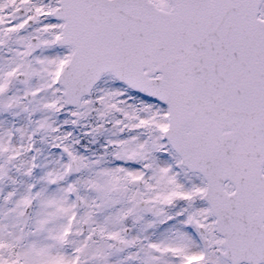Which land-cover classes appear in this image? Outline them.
Segmentation results:
<instances>
[{
	"label": "snow or ice",
	"instance_id": "obj_1",
	"mask_svg": "<svg viewBox=\"0 0 264 264\" xmlns=\"http://www.w3.org/2000/svg\"><path fill=\"white\" fill-rule=\"evenodd\" d=\"M0 264H264V0H0Z\"/></svg>",
	"mask_w": 264,
	"mask_h": 264
}]
</instances>
